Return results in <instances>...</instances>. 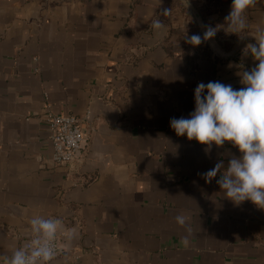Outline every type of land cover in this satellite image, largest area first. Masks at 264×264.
I'll return each mask as SVG.
<instances>
[{"label": "crops", "instance_id": "obj_1", "mask_svg": "<svg viewBox=\"0 0 264 264\" xmlns=\"http://www.w3.org/2000/svg\"><path fill=\"white\" fill-rule=\"evenodd\" d=\"M231 3L0 0V264L37 214L78 231L70 245L58 237L53 264H264V209L203 176L237 148L206 151L169 124L194 111L198 83L239 89L238 72L258 63L243 49L264 27V0L243 39L228 32ZM209 27L207 53L192 54L186 36ZM46 110L81 117L70 163L50 161ZM178 214L190 217L188 245Z\"/></svg>", "mask_w": 264, "mask_h": 264}, {"label": "clouds", "instance_id": "obj_2", "mask_svg": "<svg viewBox=\"0 0 264 264\" xmlns=\"http://www.w3.org/2000/svg\"><path fill=\"white\" fill-rule=\"evenodd\" d=\"M256 4L257 0H232L230 12L225 17L229 33L244 38L240 33L248 27L246 12ZM162 15L170 16L171 9H164ZM151 26L160 30L165 25L155 19ZM216 31L209 27L203 37L186 36V42L198 46L212 39ZM253 38L255 43L246 44L243 53L258 63L250 70L238 72L244 87L234 89L231 84L219 81L200 82L194 90V111L187 118H172L169 124L177 136L196 140L206 146V151H210L213 144L222 147L226 142L237 148L239 157L230 154L227 167L220 160L203 176L211 182L219 174L216 182L234 204L250 201L264 209V27H258ZM174 219L179 226L185 227L187 235L182 243L188 245L192 235L190 217L178 214ZM28 223L32 238L13 248L6 264H53L57 238L61 237L70 245L78 236L77 229L67 227L60 218L37 214Z\"/></svg>", "mask_w": 264, "mask_h": 264}, {"label": "built area", "instance_id": "obj_3", "mask_svg": "<svg viewBox=\"0 0 264 264\" xmlns=\"http://www.w3.org/2000/svg\"><path fill=\"white\" fill-rule=\"evenodd\" d=\"M43 121L49 130L52 142L50 161L53 164H67L75 160L83 148L84 138L80 127V118L72 114H57L46 110ZM88 112L83 115L87 119ZM30 239L25 240L23 244ZM59 238L56 241V253L61 252Z\"/></svg>", "mask_w": 264, "mask_h": 264}, {"label": "rangeland", "instance_id": "obj_4", "mask_svg": "<svg viewBox=\"0 0 264 264\" xmlns=\"http://www.w3.org/2000/svg\"><path fill=\"white\" fill-rule=\"evenodd\" d=\"M193 34H198V35H200L201 37H203V34H202V32L199 31V29H198V30L195 29L193 32H190L189 36H191V35H193ZM206 46H207L206 41H203L200 45L196 46L197 51H196V50H193V51L190 50V51H191L192 54H194V55H196V54H198V55H204V54L207 53ZM188 47L190 48L191 45L188 46Z\"/></svg>", "mask_w": 264, "mask_h": 264}]
</instances>
